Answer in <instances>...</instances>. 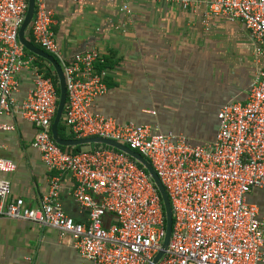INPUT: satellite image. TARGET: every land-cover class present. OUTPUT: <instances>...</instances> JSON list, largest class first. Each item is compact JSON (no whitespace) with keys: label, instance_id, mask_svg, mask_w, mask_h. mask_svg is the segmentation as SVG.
<instances>
[{"label":"built area","instance_id":"built-area-1","mask_svg":"<svg viewBox=\"0 0 264 264\" xmlns=\"http://www.w3.org/2000/svg\"><path fill=\"white\" fill-rule=\"evenodd\" d=\"M87 0H73L83 4ZM120 11L130 14L122 0ZM184 9L192 0H139ZM27 0H0V116L18 113L35 129L33 146L48 172V189L39 206L11 197V183L0 179V218L49 227L59 241L69 238L82 264H152L162 250L165 214L158 191L145 169L125 153L102 144L78 152L55 143L51 126L58 82L38 57L18 41ZM207 17L240 22L248 32L261 70L243 103L229 102L216 114L212 142L193 144L185 136L161 133L151 125L120 124L93 112L107 93L102 58L95 50L62 58L54 20L44 0H35L29 41L59 63L65 79L62 125L74 139L101 138L142 156L156 173L172 214L169 242L155 264H264V231L258 210L246 202L253 189L264 190V0H210ZM122 33L123 27H115ZM32 71V88L17 106L18 75ZM154 115V112H151ZM13 127L0 123V131ZM1 147V146H0ZM16 164L0 157V173ZM69 174L74 202L87 221H74L63 210L60 179Z\"/></svg>","mask_w":264,"mask_h":264},{"label":"crops","instance_id":"crops-1","mask_svg":"<svg viewBox=\"0 0 264 264\" xmlns=\"http://www.w3.org/2000/svg\"><path fill=\"white\" fill-rule=\"evenodd\" d=\"M208 1L192 0L184 9L133 0L130 14H125L122 0H44L62 58L70 61L88 50L102 58L96 69L105 74L107 93L95 100L94 113L120 124H146L161 133L183 135L193 144L214 140L218 110L229 102H245L263 65L240 22L206 16ZM32 81L29 68L18 75L17 106ZM0 123L13 127L0 131V157L16 164L15 172L0 173V179L10 181L11 197L37 208L49 174L33 146L35 129L17 109L0 116ZM62 127L65 136L71 135ZM73 186L69 174L61 176L60 203L69 217L85 223L87 212L74 202ZM246 202L257 208L264 231V190L253 189ZM58 235L49 227L0 218V264H82L69 238L59 241Z\"/></svg>","mask_w":264,"mask_h":264},{"label":"water","instance_id":"water-1","mask_svg":"<svg viewBox=\"0 0 264 264\" xmlns=\"http://www.w3.org/2000/svg\"><path fill=\"white\" fill-rule=\"evenodd\" d=\"M34 8H35V0H27V9H26L25 18H24L21 28L19 29L17 37H18L19 43L22 45V47L26 51L46 61L52 67L55 73V76L57 78L59 94H58L57 109H56L55 117L53 119L52 126H51L52 139L55 141L56 144H58L61 147H65V148L66 147L75 148V147H82V146H88V145H94V144H102L108 147H112L120 152L125 153L129 158L137 162L140 166H142L145 169V171L148 173L149 177L153 181L158 191V194L163 204L164 213H165V237H164L163 244H162V250L156 255V257L152 261V264H155L162 256L163 250L166 249L168 242H169L170 232H171L172 214H171V207H170L166 192L163 186L161 185L156 173L152 169L151 165L142 156L130 150L126 146H123L111 140H106V139H101V138H88V139H62L60 138L58 134V127L61 122V118H62V114H63L65 102H66L65 79H64V75L61 70V67L59 63L55 60V58L45 53L43 50L36 47L35 45H33L26 38V31L28 30L30 23L32 21L33 14H34Z\"/></svg>","mask_w":264,"mask_h":264},{"label":"trees","instance_id":"trees-1","mask_svg":"<svg viewBox=\"0 0 264 264\" xmlns=\"http://www.w3.org/2000/svg\"><path fill=\"white\" fill-rule=\"evenodd\" d=\"M39 48V47H38ZM39 60H40V62L42 63V64H46L47 62L46 61H44V60H42V59H40V58H38ZM48 64V63H47ZM47 69L52 73L53 72V69H52V67L48 64V66H47ZM57 94H59V90L57 89ZM63 130H64V128L62 127V125H61V123H60V125H59V127H58V131H59V136L61 137V138H70V139H74L73 138V136L72 135H69V136H65L64 134H63ZM74 152H78V151H80L81 150V147H75L74 149ZM165 214V213H164Z\"/></svg>","mask_w":264,"mask_h":264},{"label":"rangeland","instance_id":"rangeland-1","mask_svg":"<svg viewBox=\"0 0 264 264\" xmlns=\"http://www.w3.org/2000/svg\"><path fill=\"white\" fill-rule=\"evenodd\" d=\"M89 146H83L81 149L86 150Z\"/></svg>","mask_w":264,"mask_h":264}]
</instances>
